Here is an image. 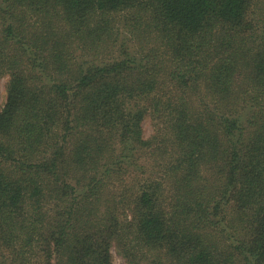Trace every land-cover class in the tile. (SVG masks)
Listing matches in <instances>:
<instances>
[{"label": "trees", "instance_id": "16d2710c", "mask_svg": "<svg viewBox=\"0 0 264 264\" xmlns=\"http://www.w3.org/2000/svg\"><path fill=\"white\" fill-rule=\"evenodd\" d=\"M4 75L0 264H264V0H0Z\"/></svg>", "mask_w": 264, "mask_h": 264}, {"label": "rangeland", "instance_id": "374dc122", "mask_svg": "<svg viewBox=\"0 0 264 264\" xmlns=\"http://www.w3.org/2000/svg\"><path fill=\"white\" fill-rule=\"evenodd\" d=\"M7 79H8L7 75L0 77V103L2 105L5 102V98H6L5 85H6ZM143 126H144V135L150 136L154 131V126H153L152 120L149 117H147L144 120ZM111 251H112V255H113L114 264H127L125 257L120 253V251L118 250V248L115 245L112 246Z\"/></svg>", "mask_w": 264, "mask_h": 264}]
</instances>
